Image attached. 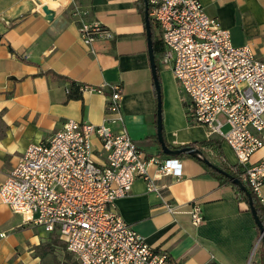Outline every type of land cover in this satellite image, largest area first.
I'll use <instances>...</instances> for the list:
<instances>
[{"label": "crops", "instance_id": "crops-1", "mask_svg": "<svg viewBox=\"0 0 264 264\" xmlns=\"http://www.w3.org/2000/svg\"><path fill=\"white\" fill-rule=\"evenodd\" d=\"M199 1L205 13L230 32L234 46L249 45L264 63V0ZM139 2L0 0V185L30 144L49 139L67 121L104 123L114 132L124 129L146 154L178 159L182 170L176 178L158 176L150 167L157 192H148L146 181L136 180L130 193L116 201L118 216L177 264H208L211 258L218 264H259L260 234L238 191L220 184L189 155L160 154L157 95ZM44 6L54 12L51 19L41 12ZM82 26H100L112 39L98 38L87 47L79 33ZM151 31L159 53L152 25ZM158 77L165 143L172 149L214 144L234 164L228 146L216 138L208 140L205 128L188 124L171 71L159 68ZM72 84L101 88L103 93L70 98ZM113 86L120 88L123 122L111 124L104 118ZM92 143L99 148L96 139ZM259 161H264V148L252 156V162ZM261 196L264 200V185ZM193 203L201 208L199 226L192 225L187 213ZM166 205L178 208V214L167 212ZM65 253L58 236L45 234L0 203V264H69Z\"/></svg>", "mask_w": 264, "mask_h": 264}, {"label": "built area", "instance_id": "built-area-1", "mask_svg": "<svg viewBox=\"0 0 264 264\" xmlns=\"http://www.w3.org/2000/svg\"><path fill=\"white\" fill-rule=\"evenodd\" d=\"M146 2L161 44L156 64L171 71L188 124L205 128L208 140L228 146L235 163L208 143L194 147L198 159L238 170L241 183L263 205L264 161L252 162V156L264 148V63L249 45L234 46L230 32L205 13L199 0ZM79 33L87 47L98 38L112 39L100 26H82ZM111 89L104 122L114 124L123 122L121 93L118 86ZM77 92L103 90L78 85ZM150 167L158 176H181L180 160L146 154L124 129L67 121L19 156L0 185V203L45 234L58 236L77 264H177L164 249L149 246L115 211L116 201L138 179L146 181L148 192H157ZM165 208L179 212L173 205ZM187 213L192 225L203 222L196 203ZM208 264L218 263L211 258Z\"/></svg>", "mask_w": 264, "mask_h": 264}, {"label": "water", "instance_id": "water-1", "mask_svg": "<svg viewBox=\"0 0 264 264\" xmlns=\"http://www.w3.org/2000/svg\"><path fill=\"white\" fill-rule=\"evenodd\" d=\"M144 2V21H145V27H146V36H147V48H148V55H149V61L151 66V72H152V78L154 83V88L157 95V114H156V139L158 142V145L160 147V150L163 155L168 157H175L178 155L186 154L189 156L197 157L199 155V151L195 150L193 147H186L179 150H170L164 140L161 133V101H160V87L157 80V66L155 62V53L153 50V43H152V31H151V24L150 20L148 18V9H147V2L146 0H143ZM41 12L47 17V19H51L54 15V12L48 9L46 6L41 8ZM203 162L205 165L209 166L210 168H213L217 171H219L217 168L214 167L210 162L203 159ZM232 184L236 186L241 192L244 193L248 200V207L249 211L251 213V216L254 220L255 226L258 229V232L260 234V241L262 246V264H264V227L262 226L261 222L259 221L257 214L254 210L252 199L250 196V193L247 191V188L237 179L229 177Z\"/></svg>", "mask_w": 264, "mask_h": 264}, {"label": "trees", "instance_id": "trees-1", "mask_svg": "<svg viewBox=\"0 0 264 264\" xmlns=\"http://www.w3.org/2000/svg\"><path fill=\"white\" fill-rule=\"evenodd\" d=\"M139 9H140V12L143 14V18H144V3H143V0H140V2H139ZM152 43H153L154 52L158 53V50L156 49V45H157L156 40H154V41L152 40ZM158 71H159V67L157 65V80H158V84H159ZM72 88H73V92L69 94V97L70 98H78L79 97L77 95V93H78L77 92L78 91V85L72 84ZM160 100H161V96H160ZM161 133H162V131H161ZM205 143L206 142L201 143V144H197V145L193 144V145L181 147L179 149L186 148V147H193L194 148L195 146L204 145ZM166 146L170 150H179V149H172L167 144H166ZM160 154L163 155L162 152H160ZM183 155H186V154H182V155H179V156H183ZM191 157L196 159L200 163H202L203 166L205 167V169L207 170V172L211 176H213L215 179H217L220 184L232 186L241 195V199L248 204V200H247L246 196L244 195V193L241 192L236 186H234L232 184L230 178H229V177H231V178L237 179V180H239L241 182V180L239 178V171L238 170H231V169H229L228 167H226L224 165H221V166L214 165V167L219 170V171H217V170H215L213 168H210L209 166L205 165L204 162H203V159H198L197 157H193V156H191ZM247 191L250 193V196H251V199H252V203H253V207H254V210H255V212L257 214V217H258L259 221L261 222L262 226L264 227V206L262 204H260V202L256 198L255 194L250 189H247ZM259 264H262V260H261V262Z\"/></svg>", "mask_w": 264, "mask_h": 264}, {"label": "rangeland", "instance_id": "rangeland-1", "mask_svg": "<svg viewBox=\"0 0 264 264\" xmlns=\"http://www.w3.org/2000/svg\"><path fill=\"white\" fill-rule=\"evenodd\" d=\"M62 249L64 251L63 246H62ZM65 256H66V259H67L69 264H75L74 261L72 260V258L67 253H65Z\"/></svg>", "mask_w": 264, "mask_h": 264}, {"label": "bare ground", "instance_id": "bare-ground-1", "mask_svg": "<svg viewBox=\"0 0 264 264\" xmlns=\"http://www.w3.org/2000/svg\"><path fill=\"white\" fill-rule=\"evenodd\" d=\"M57 5V4H56Z\"/></svg>", "mask_w": 264, "mask_h": 264}]
</instances>
